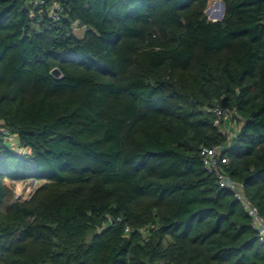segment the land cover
Listing matches in <instances>:
<instances>
[{
  "label": "trees",
  "instance_id": "obj_1",
  "mask_svg": "<svg viewBox=\"0 0 264 264\" xmlns=\"http://www.w3.org/2000/svg\"><path fill=\"white\" fill-rule=\"evenodd\" d=\"M38 1L0 0V264H264L202 159L264 219V0Z\"/></svg>",
  "mask_w": 264,
  "mask_h": 264
},
{
  "label": "built area",
  "instance_id": "obj_2",
  "mask_svg": "<svg viewBox=\"0 0 264 264\" xmlns=\"http://www.w3.org/2000/svg\"><path fill=\"white\" fill-rule=\"evenodd\" d=\"M38 4L41 6L44 5L45 0H39ZM47 13L54 22H58L61 19L62 8L59 3L53 2L47 8ZM208 111L215 116L214 124L219 127L222 133L228 136V146L232 143L237 135V130L233 131V127L237 124V121L233 119L236 113L220 105L209 107ZM223 149L224 148L222 145L203 147V165L210 173H213L217 177L220 187L230 189L233 192L235 198L241 202L243 208L252 218L253 227L259 231L260 240L264 242V219L259 214L258 208L251 204L246 198L242 187L230 179V177L224 172L222 165L227 162V159L223 156Z\"/></svg>",
  "mask_w": 264,
  "mask_h": 264
},
{
  "label": "rangeland",
  "instance_id": "obj_3",
  "mask_svg": "<svg viewBox=\"0 0 264 264\" xmlns=\"http://www.w3.org/2000/svg\"><path fill=\"white\" fill-rule=\"evenodd\" d=\"M223 14V5L221 0H209V5L206 11V15L210 20L220 19ZM76 32L81 35L83 29H76ZM238 128L237 124L233 127V131H236ZM13 143H15L13 141ZM38 186L36 181H29L26 183H14V188L16 195L29 197L34 189Z\"/></svg>",
  "mask_w": 264,
  "mask_h": 264
},
{
  "label": "water",
  "instance_id": "obj_4",
  "mask_svg": "<svg viewBox=\"0 0 264 264\" xmlns=\"http://www.w3.org/2000/svg\"><path fill=\"white\" fill-rule=\"evenodd\" d=\"M222 5L224 6V4L222 3ZM224 14H225V6H224V10H223V14L221 15L220 19H222L224 17ZM220 19H215L214 21L216 20H220ZM52 75L57 78V79H60L63 77V73L60 71L59 68H55L53 69L52 71Z\"/></svg>",
  "mask_w": 264,
  "mask_h": 264
},
{
  "label": "bare ground",
  "instance_id": "obj_5",
  "mask_svg": "<svg viewBox=\"0 0 264 264\" xmlns=\"http://www.w3.org/2000/svg\"><path fill=\"white\" fill-rule=\"evenodd\" d=\"M223 10H224V6H223Z\"/></svg>",
  "mask_w": 264,
  "mask_h": 264
}]
</instances>
